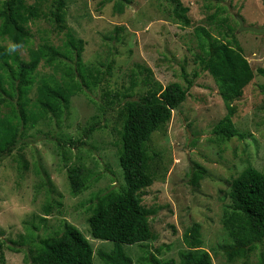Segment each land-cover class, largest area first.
<instances>
[{"label":"rangeland","instance_id":"rangeland-1","mask_svg":"<svg viewBox=\"0 0 264 264\" xmlns=\"http://www.w3.org/2000/svg\"><path fill=\"white\" fill-rule=\"evenodd\" d=\"M181 1L190 8L189 26L176 16L170 0H130L124 3L123 13L115 10L119 0H65L68 25L85 42L84 62L98 65L103 71L109 62L114 63L102 85L71 99L67 119L62 123L56 119L41 121L19 140L12 153L0 160V227L5 230L3 237L17 241L14 245L19 248H9L13 243L8 241L2 249L5 260L0 264H25L31 243L19 242L26 237L28 227L35 236L46 237L61 233L65 221L77 226L90 241L95 264H105L99 251L110 252L114 242L95 238L88 218L100 198L125 186L119 162L121 116L118 110L111 112L108 120L89 136H83V129L98 113L104 89L119 92L122 99L129 95L137 98L152 87L146 82L147 74L163 86L174 81L186 85L183 68L190 76L200 71L195 85L173 111L171 120L155 131L148 143L155 180L144 188L142 202L152 209L149 221L153 238L141 244H124L123 249L133 257V264H149L147 257L151 253L162 261L175 258L178 264L180 252L187 249L184 234L198 224L202 248L210 252L214 264H243L242 259L230 262L224 252L223 246L231 241L224 225V210L231 203V183L243 170L253 166L264 172V75L259 72L264 68V34L239 31L236 16L242 17L246 25L263 27L264 0ZM223 4L227 8L221 12L218 7ZM214 14L217 19L211 21ZM221 15L227 17V24L219 28ZM228 24L237 28L236 37L255 75L235 100L233 121L243 136L225 139L214 129L227 108L214 78L196 61L201 49L195 29L212 26L213 34H228ZM117 27L123 29L117 32ZM32 31L29 45L17 50L26 59L29 48L37 47L43 39L60 46L65 40V34L46 19L32 23ZM4 43L8 47L12 44L9 40ZM53 72L43 63L39 67L40 77ZM132 78L137 84L129 90ZM30 96H36L35 89ZM69 139L79 142L70 149L65 143ZM59 142L66 148L62 150ZM78 163L87 167L88 188L74 196L67 166ZM200 168L206 172L196 184V175L202 174ZM46 170L60 196L50 193L47 187L38 188ZM47 199H53L54 206L52 213L45 215L43 205ZM248 264H264V243L250 255Z\"/></svg>","mask_w":264,"mask_h":264},{"label":"trees","instance_id":"trees-1","mask_svg":"<svg viewBox=\"0 0 264 264\" xmlns=\"http://www.w3.org/2000/svg\"><path fill=\"white\" fill-rule=\"evenodd\" d=\"M46 1L0 0V160L12 153L19 140L25 138L41 121L56 119L57 123H62L70 114L71 99L74 96L102 85L106 75H111L114 60L108 63L105 71L98 65L84 62L85 42L68 25L65 0H52L50 4H45ZM129 1L119 0L115 10L123 13L124 3ZM170 1L174 4L179 20L189 26L191 20L187 13L190 8L184 6L181 0ZM218 8L224 12L227 6L223 4ZM220 17L216 21L219 28L227 24V17ZM215 18L216 14L210 16L211 21ZM40 19H46L59 33L65 34L63 45L43 39L37 47L29 48L27 59L18 51L9 52L4 41L9 40L22 47L29 45L34 35L32 23ZM236 22L238 27V20ZM211 28L197 26L195 32L201 49L196 61L214 78L227 108V114L216 125L214 132L225 139L243 136L233 121L237 111L235 100L243 95L244 88L255 74L236 37L237 28L228 24V34L218 31V35L213 34ZM122 29L117 27L116 31ZM230 35L231 38L226 40L225 36ZM115 37L119 39V35ZM42 63L54 69L50 76H39ZM148 71L151 72V69ZM259 72L264 75V68L259 69ZM199 74L200 71H195L190 76L183 68L182 77L186 85L174 81L166 86L157 80L152 81L147 74L146 82L152 84V87L137 98L129 95L122 99L119 92L106 88L102 94L103 101L97 104L98 113L92 116V121L83 129V136H89L101 126L102 121L108 120L107 115L111 112L118 110L121 116L119 162L125 186L117 193L109 192L100 198L88 218L95 238L114 242L110 252L99 251V257L105 264H133V257L125 252L123 245L141 244L153 238L149 221L152 209L142 202L144 188L151 186L155 180L148 143L153 133L166 126L173 111L187 99ZM136 84L132 78L129 90H133ZM34 89L36 96L32 98L30 93ZM77 142L69 139L65 143H69L72 149ZM58 146L62 150L66 148L60 142ZM24 165L28 168V163ZM86 171L87 167L82 163L67 166V176L74 196L88 188ZM200 171L202 174L196 175V184L206 172L204 168H200ZM43 186L50 193L56 192L47 170L38 188ZM229 197L231 203L224 210V225L231 241L223 246L224 252L230 262L242 259L243 264H248L250 255L259 244L264 243V172L253 166L247 167L232 181ZM53 206L54 200L47 199L43 205L45 215L52 213ZM36 227L32 226L33 229ZM27 230L26 237H22L23 241L19 242L31 243L25 264H95L92 244L70 222H64L61 233L46 237L35 236L29 227ZM4 234L5 230L0 227L2 262L5 260L2 249L8 245V241L13 243L12 246L8 245L9 248L19 250L14 245L18 242L5 239ZM184 241L187 249L180 252L178 264H214L210 252L202 248L203 239L198 224L184 234ZM147 260L149 264H177L175 258L162 261L152 253Z\"/></svg>","mask_w":264,"mask_h":264},{"label":"water","instance_id":"water-1","mask_svg":"<svg viewBox=\"0 0 264 264\" xmlns=\"http://www.w3.org/2000/svg\"><path fill=\"white\" fill-rule=\"evenodd\" d=\"M236 18L240 25L239 31H252V32L264 34V26L262 27V26H255V25H246L242 17L236 16Z\"/></svg>","mask_w":264,"mask_h":264},{"label":"clouds","instance_id":"clouds-1","mask_svg":"<svg viewBox=\"0 0 264 264\" xmlns=\"http://www.w3.org/2000/svg\"><path fill=\"white\" fill-rule=\"evenodd\" d=\"M22 47V45H20V44H11V45H9V47H8V51L9 52H15V51H17L18 49H20Z\"/></svg>","mask_w":264,"mask_h":264}]
</instances>
